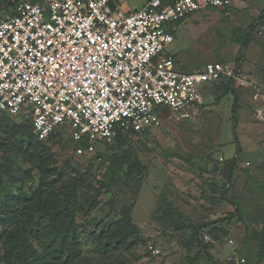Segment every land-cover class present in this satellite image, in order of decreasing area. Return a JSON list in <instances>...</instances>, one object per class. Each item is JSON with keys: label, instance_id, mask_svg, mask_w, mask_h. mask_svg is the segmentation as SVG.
Here are the masks:
<instances>
[{"label": "rangeland", "instance_id": "obj_1", "mask_svg": "<svg viewBox=\"0 0 264 264\" xmlns=\"http://www.w3.org/2000/svg\"><path fill=\"white\" fill-rule=\"evenodd\" d=\"M145 1L120 0L117 5L122 12L132 13ZM4 6L0 5V19L11 10ZM263 10L264 0H232L229 9L194 14L178 26L174 43L165 50L182 64L178 71L197 72L215 62L237 69L238 80L229 90L226 80L198 87L204 102L192 121L170 125L166 112L161 119L167 126L153 128L122 147L102 146L96 154L100 156L92 160L76 157L68 137L44 145L63 174L60 194L76 177L87 174L76 194L79 258L73 264H228L232 248L248 264H256L260 240L254 247L248 244L254 237L262 239L264 230V17L258 20ZM252 26L251 44L240 61L242 44L236 31ZM0 124L6 132H0L2 146L14 129L30 127V120L1 115ZM2 157L0 149V163ZM4 166L0 219L39 183L36 165L16 153L8 155ZM125 212L136 238L144 243L134 239L127 249L103 254L106 227L121 221ZM234 218L236 226L231 223ZM37 221L48 230L49 216ZM1 232L0 226V236ZM196 233L211 245L206 252L199 247ZM197 254L200 257L192 260Z\"/></svg>", "mask_w": 264, "mask_h": 264}, {"label": "built area", "instance_id": "obj_2", "mask_svg": "<svg viewBox=\"0 0 264 264\" xmlns=\"http://www.w3.org/2000/svg\"><path fill=\"white\" fill-rule=\"evenodd\" d=\"M231 6L146 0L124 13L111 0H14L0 19V116L28 118L42 142L68 137L76 156L113 144L118 132L164 126L166 112L170 125L192 121L204 102L198 87L237 81V69L215 62L180 72L165 50L184 20Z\"/></svg>", "mask_w": 264, "mask_h": 264}, {"label": "trees", "instance_id": "obj_3", "mask_svg": "<svg viewBox=\"0 0 264 264\" xmlns=\"http://www.w3.org/2000/svg\"><path fill=\"white\" fill-rule=\"evenodd\" d=\"M8 1L0 0V5L3 3L6 4ZM117 3L118 0H111L113 7H116ZM13 5L10 6L12 7ZM263 17L264 10L258 20H262ZM252 29L253 26L247 31H236L237 40L242 44L241 54L251 44ZM243 33L244 35H242ZM241 54L240 61L244 57V53ZM226 81L228 82H226L225 87L229 90L234 80L230 79ZM237 110L238 100L236 99L232 109L234 132L238 124ZM29 125L30 127L24 126L14 129L12 136L0 146L3 153V162L0 163V186L4 184L6 172L4 163L10 153H16L29 165H36L39 173L37 188L31 190L27 196L24 195L19 199L17 201L19 206L11 210L3 219H0V226L2 227L0 236V264H73L79 258V232L75 223L77 212L76 194L78 187L87 178V174L84 173L76 177L69 184L64 194H60L58 186L63 182V174L60 171L58 172V162L54 154L44 145L49 143L59 144L64 138L56 140L55 136H52L49 141L42 142L33 133L34 130L31 121ZM1 127L2 124H0ZM0 132L6 133L5 129L2 128ZM136 137L138 136L133 133L124 135L118 132L114 143L107 148H112V146L122 147ZM240 152L241 149L238 150L236 158L231 162L228 183L232 181L233 172L237 166L238 154ZM96 154L97 152L94 154L87 153L75 156L90 157L92 160L100 156ZM27 178L30 177L27 175ZM46 216L50 217V222L47 227L48 230L43 229L37 221V217L44 219ZM262 235L258 246L256 264H261L264 258V230L262 231ZM105 237L106 241L103 254L127 249L128 245L133 244L134 239L135 242L144 243L142 238L139 240L136 238V229L132 225L127 212L123 214L121 221L106 227ZM197 237L198 234L196 233ZM198 244L205 252L211 247L210 244L207 245L200 237H198ZM199 257L200 254H197L192 260H197Z\"/></svg>", "mask_w": 264, "mask_h": 264}, {"label": "crops", "instance_id": "obj_4", "mask_svg": "<svg viewBox=\"0 0 264 264\" xmlns=\"http://www.w3.org/2000/svg\"><path fill=\"white\" fill-rule=\"evenodd\" d=\"M12 4H14V0H9L7 3H6V7H8V6H10V5H12ZM5 6H4V8H6ZM11 7V6H10ZM177 62L179 63V61L177 60ZM181 64V63H180ZM200 92V91H199ZM202 94V93H201ZM203 95V94H202ZM203 97H204V95H203ZM234 105V104H233ZM198 109H199V106H198ZM198 109H197V111H196V114L198 113ZM232 109H233V107H232ZM196 114H195V117H196ZM168 125V124H167ZM167 125H164V126H167ZM147 132V131H146ZM143 135H145V132L143 133V134H141V136H143ZM249 164V163H248ZM228 212L229 213H233V209L232 208H230V209H228ZM235 219L236 218H234L233 220H231V223L233 224V225H235L236 226V221H235ZM222 227H226V225H224V224H222ZM254 239V241H252L250 244H248V246H251V247H254V246H256L257 245V243H259L258 241L259 240H261V239H259V236H257V237H254L253 238ZM258 240V241H257ZM257 243H256V242ZM229 243V242H228ZM233 250H232V254H235V255H233V256H231L232 254H229V255H227V260L226 261H228L227 263L229 264V262H230V260L231 259H233L234 257H236V256H238V253H239V251L237 252V251H235L234 250V248H232ZM257 253H258V250H257ZM263 261H264V258H263V260H262V263H263ZM261 263V264H262Z\"/></svg>", "mask_w": 264, "mask_h": 264}]
</instances>
